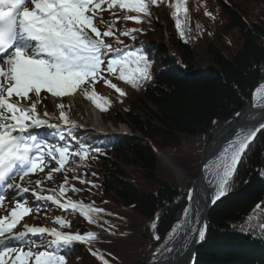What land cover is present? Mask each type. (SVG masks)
<instances>
[{
  "label": "trees",
  "instance_id": "obj_1",
  "mask_svg": "<svg viewBox=\"0 0 264 264\" xmlns=\"http://www.w3.org/2000/svg\"><path fill=\"white\" fill-rule=\"evenodd\" d=\"M175 2L158 0L142 23H116V35L123 41L116 46L142 44L153 61L152 79L133 88L118 73H103L104 79L90 89L101 102H109L103 111L83 95L106 125H126L129 135L96 137L77 127L79 139L102 146L101 153L92 152L84 161L70 157L66 167L73 171L54 172L49 181V189L58 192L67 175L65 186L81 189L69 190L67 197L104 210L97 223L51 202L36 211L38 226L72 234L96 233L90 243L74 242L63 253L66 264H101L93 252L109 264H156L159 244L181 222L187 189L199 173L205 145L264 81V0H184L183 39L171 15L170 5ZM103 16L114 19L110 11ZM125 28L143 31L133 33V41L120 35ZM105 39L114 42L112 37ZM105 80L126 95L121 96ZM210 118L213 126L204 133ZM83 123L88 124L85 119ZM53 142L58 143L57 137ZM158 152L179 172L163 163ZM58 217L70 227L60 229L54 223ZM209 221L207 240L197 249L195 264H264V130L248 145L227 194L215 204ZM147 226L159 240L145 238ZM32 239L39 242V237Z\"/></svg>",
  "mask_w": 264,
  "mask_h": 264
},
{
  "label": "snow or ice",
  "instance_id": "obj_2",
  "mask_svg": "<svg viewBox=\"0 0 264 264\" xmlns=\"http://www.w3.org/2000/svg\"><path fill=\"white\" fill-rule=\"evenodd\" d=\"M157 3L158 0H0V209L8 213L0 217V264H66L63 253L74 242L90 243L96 238L94 232L72 234L55 227L30 226L24 221L33 212L25 195L30 193L29 186L33 184L35 187L30 195L34 197L37 212L42 205L51 202L59 209L78 212L89 223H97L104 211L93 204L67 197L69 190L81 191L74 186L71 189L65 186L67 175L58 192L55 188L41 187V180L28 179L32 174L43 173L48 164L55 161L58 167L50 169L43 177L51 181L54 172L73 171L66 167L70 157L79 156L84 161L90 153L102 151V146L79 139L75 134L76 122L66 114L64 104L57 105L58 116L46 109L38 110L43 99L41 93L63 98L80 92L103 111L109 102L106 99L101 102L102 98L94 90L90 91L91 85L104 79L103 73H118V78L133 88H140L150 81L153 61L144 52L142 44L135 48L116 46L123 44L116 35V23L120 20L142 23V17H150L152 6ZM170 7L174 9L171 15L183 39L185 28L180 15L187 13L185 2L176 0ZM105 11H110L114 19L106 20ZM118 12L123 15H117ZM142 31L125 28L120 35L135 41L133 33ZM108 37L114 42H108L105 39ZM105 83L121 96L126 95L110 80ZM236 115L239 117L241 113ZM42 128L57 137L58 143L43 139L33 131ZM262 130L264 122L247 134L241 133L242 138L228 143L216 169L219 181L208 182V186L214 188L212 204L227 194L229 181L249 142ZM46 191L49 194L44 195ZM6 197L14 204L11 209L4 203ZM187 199L189 205L183 210L184 220L172 231L180 232L184 240L198 233L197 242L203 241L207 222L203 221L200 228L193 226V223L201 222L203 206L193 198V190L189 191ZM21 221H24L22 230H17ZM54 223L60 229L70 227L67 220L59 217ZM32 237H39V242ZM153 239L160 237L156 235ZM172 251L173 248L165 244L158 254L163 256L164 252ZM92 254L101 264H109L103 255Z\"/></svg>",
  "mask_w": 264,
  "mask_h": 264
},
{
  "label": "water",
  "instance_id": "obj_3",
  "mask_svg": "<svg viewBox=\"0 0 264 264\" xmlns=\"http://www.w3.org/2000/svg\"><path fill=\"white\" fill-rule=\"evenodd\" d=\"M257 88H260L264 95V83L257 86L255 89ZM239 113H241V116L238 117L236 115L230 122L222 125L220 129L212 135L210 141L204 149V158L199 166V175L189 189V191L193 190V198L199 200L203 206L201 222L195 223V227L200 228L203 225V221L207 222L205 238L203 241L197 242L198 233L193 234L192 239L187 242V244L179 253L175 255L173 264H191L193 260L195 264L196 251L207 240L210 225L209 214L215 204L222 198L221 197L214 204L211 203L214 188L209 187L208 182L213 181L215 183L219 181L220 177L216 175V169L221 162V158L225 155L224 149L227 148L228 143L234 139L238 140L242 138L241 133L247 134L249 130L258 127L260 122H264V120H262V118H264V99L262 102L254 105L251 97L249 102L247 103V106L243 108ZM212 122L213 118H210L205 124V132L210 129ZM103 129L106 130V128L104 127ZM110 131V133H119L121 135L128 134V132H126L124 129H111ZM159 154L163 161L169 164V161L166 159V157L161 153ZM227 154L230 155V153ZM188 205L189 201L187 203V206ZM183 220L184 215H182V221ZM145 236L152 237L151 233L148 230L145 231Z\"/></svg>",
  "mask_w": 264,
  "mask_h": 264
},
{
  "label": "rangeland",
  "instance_id": "obj_4",
  "mask_svg": "<svg viewBox=\"0 0 264 264\" xmlns=\"http://www.w3.org/2000/svg\"><path fill=\"white\" fill-rule=\"evenodd\" d=\"M41 96H42V103L40 105H38V110H47L50 114H53L54 116H57V112H58V107L57 105L59 104H64L65 105V109L66 111L70 112L71 111V117L70 119L72 121H75L76 124H79V125H82L84 119H86L90 125V127H93V124H92V119L91 117L89 116L88 114V104L86 103V101L83 99V97L81 96L80 92H77L74 96H66V97H63V98H54V97H51L50 94H46V93H41ZM45 101H48L49 104L51 105V107L47 106V104L45 103ZM56 108V109H55ZM57 111V112H56ZM55 122V121H53ZM123 129H125L124 127H122ZM43 130H46V128H42V129H38V130H33L36 134L38 133H41ZM37 131V132H36ZM205 133V132H204ZM50 159V158H49ZM163 163H165L163 161V159H161ZM167 164V163H165ZM55 165V161H52L51 163L48 164V167L45 168L44 172L43 173H36V174H32L30 175V177L28 179L32 180V181H35V180H41L42 181V184H41V187L45 186L44 185V179L43 177L45 176V174L47 172L50 171V169H52ZM168 165V164H167ZM178 178H182V174L179 173V176ZM19 182V181H18ZM23 184V182H21ZM193 184V181L191 182V185ZM25 186H28V185H25ZM30 193H31V189L32 187H35V185H30ZM29 194H25L27 197H28V200H29V205H34V197H32L31 195ZM7 207L9 209H11L14 204L10 202V200L6 197L5 199V202H4ZM8 213L5 212L3 209H0V217H2L3 215H7ZM34 216V214H31L30 216H27L24 218V221H27V223L30 225V226H33V221H32V217ZM24 221H21V225H18V229L17 230H22V225L24 223ZM148 230L150 233H151V236L153 237V231H152V228L151 226H147L145 227V231ZM174 233V232H173ZM172 233V234H173ZM174 235V234H173ZM145 238L147 239H150V237H147L145 236ZM170 237L164 239L160 244V248L159 250H162V246L164 245V243L170 239ZM160 257V254L158 256V258ZM162 257V256H161ZM157 258V259H158Z\"/></svg>",
  "mask_w": 264,
  "mask_h": 264
},
{
  "label": "bare ground",
  "instance_id": "obj_5",
  "mask_svg": "<svg viewBox=\"0 0 264 264\" xmlns=\"http://www.w3.org/2000/svg\"><path fill=\"white\" fill-rule=\"evenodd\" d=\"M263 99H264V95L262 90L260 88H257L252 96L253 104L256 105L262 102ZM87 111L92 119L93 126L97 129H100L102 127V123H101L102 121L100 119L99 114L90 107L87 109ZM193 226L195 227V223H193ZM191 239H192V235H189L187 237V240H184L180 232H175L174 235L164 243V245L167 244L168 246L172 247L173 251L164 252L158 264H173L175 255L179 253L182 250V248L187 244V242H189ZM165 257H167V259H165Z\"/></svg>",
  "mask_w": 264,
  "mask_h": 264
}]
</instances>
